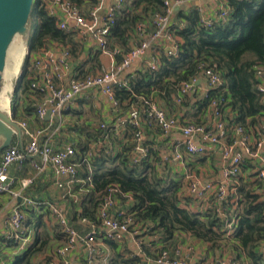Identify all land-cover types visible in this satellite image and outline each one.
<instances>
[{
  "label": "crops",
  "instance_id": "crops-1",
  "mask_svg": "<svg viewBox=\"0 0 264 264\" xmlns=\"http://www.w3.org/2000/svg\"><path fill=\"white\" fill-rule=\"evenodd\" d=\"M45 1H40L42 6ZM82 1V5L86 10L92 8L91 5L93 3L87 0ZM112 2V0H107L102 6L101 12L103 13ZM215 7L216 4L213 0H199L187 5L184 4L176 8L174 20L179 22L176 21L177 14L191 10H197L200 16L204 14L213 17ZM58 16L57 20L60 24V22L64 21V17L60 12ZM73 24L71 22L70 26L75 28ZM152 31L153 29H150L149 33ZM71 34H73L74 44L68 43L67 46L72 53L73 69L70 73H63L62 78L57 74L54 75V81L58 85L65 84L72 77H83L89 73L97 74L114 71L117 65L122 62H118L117 57H112L109 51L105 53L89 41L80 39L76 30L72 31ZM176 37L181 42V39L178 36ZM134 38L139 41L141 37L139 38L138 35H135ZM59 44L61 45L62 43L51 41L47 48L30 54L28 78L32 82L36 78V72L32 68L33 60L40 57L46 59L55 51V48L59 47ZM133 46H136L135 42ZM166 52L167 50L165 49L162 52V57L166 56ZM146 62L147 58L136 60L129 69L120 75V79L125 80L128 76L147 69ZM163 82V88H158L157 90L153 88L150 95L161 109L165 110L169 116L177 117L182 125L197 123L204 124L209 128L214 127L213 111L206 104L204 97V82H199L196 89L185 96L179 91V84L173 85L174 80H169V85L166 84V80ZM222 86L224 87V95L228 98L223 107V119L230 128L238 124L236 121L238 115L245 119L246 123L243 127L246 129L247 142L250 146H256L264 121L254 125L251 124V117L245 116L243 102L232 95L227 81L224 80ZM41 100L42 96L35 90H30L22 95L17 103L14 120L19 125L22 122H26L32 133L45 130L43 140H48L55 150L72 146L77 152V158H87L80 170L82 179H85L84 175L88 174V177H92L100 169L112 167L110 163L98 164L96 158H102L103 156H120L123 158L128 156L132 159L135 156L133 131L129 128H122L115 132L119 119L128 111L124 112L122 108L115 107L113 102L101 93L90 91L78 99L73 107L61 116L46 117L43 121L36 115V107ZM102 124H106L108 128L103 130L101 128ZM231 134L230 142H232L233 138L239 137L233 131H231ZM29 141L30 137L23 132L22 137L16 136L14 138L11 146L21 148L28 144ZM184 142V136L179 130L164 135L156 126L145 127L144 129V143L151 152L147 160L148 166L152 167L151 175L162 180L166 186H169V184L174 186L180 207L191 213L215 215L221 219L222 223H224V228L219 246L213 247L211 243L204 242L192 234L186 233L178 235L171 242H161L158 237L145 236V234L140 237L129 234L122 243L114 242L113 246L110 244L111 242L99 239L98 255L93 264H111L118 255L126 258V260L132 257H138L139 261H147L149 259V264H154L155 256L153 257V254L165 246H169L172 249L180 247L184 250V255L186 253L185 249L190 246L194 247V253H191L188 260L190 264H218L220 260L225 258H237L242 260L244 264H250L243 254L236 251L232 238L234 234L230 235L228 224L236 220L241 210L240 202L243 196L240 194V189L242 187L252 189L256 194L261 195V200L264 199V196L259 193V189L262 187L257 176L259 162L246 159L241 168L239 185L236 190L232 184L229 186L231 194L223 206H220L212 196L205 200H196L190 197L188 193L189 177L194 175L202 181L215 183L223 178L226 162L222 157L220 146H207V150L203 155L191 156L187 152ZM261 153L264 155V147L261 149ZM10 177L15 181L12 188L15 196L11 193L0 194V264H13L17 256L35 243L37 236H40L42 240L44 237L47 243L43 248L44 253L39 254L43 252L41 251L32 258V264L45 263L46 259L53 256L57 247L65 243L63 229L60 227L56 217L52 215L48 207L40 206V202L63 204L67 208L70 226L81 234L89 232L90 227L81 222V212L88 194L80 191L79 185L71 186L66 178H58L51 167L47 168L45 172L39 173L29 161L22 165H12ZM28 180H31L32 183L25 187L24 183ZM58 183H63L64 187H58ZM129 197L126 198V201L116 197L117 208L128 211L129 206L132 204V198ZM28 199L32 200L34 204L26 205V200ZM17 207L24 209L27 215L26 234L24 236L27 240L24 244L22 241L15 242L7 239L10 234L7 220ZM46 214L49 220L48 223L43 221V215ZM148 240L152 242V248L148 249L149 255L143 248V245H149ZM260 250L263 253L264 242ZM85 255L83 246L78 245L68 255L70 264H88Z\"/></svg>",
  "mask_w": 264,
  "mask_h": 264
},
{
  "label": "built area",
  "instance_id": "built-area-1",
  "mask_svg": "<svg viewBox=\"0 0 264 264\" xmlns=\"http://www.w3.org/2000/svg\"><path fill=\"white\" fill-rule=\"evenodd\" d=\"M87 1L95 2L91 5L92 8L87 10L83 5L79 6L69 0H46L43 2V6L49 15L56 19L59 18V12L63 15L64 21L60 22L62 30L69 33L76 30L80 39L89 41L98 49L108 53L111 27L118 10L123 7L125 0H112L113 2L103 13L101 12L102 6L107 0ZM194 1L199 0H164V13L156 16L153 20L155 30L149 33L148 25H139L137 35L141 38L138 45L124 56L123 61L117 65L114 71L97 74L89 73L83 77L76 76L69 78L65 84L58 85L54 81V75L57 74L61 77L63 73H70L73 69L70 48L59 44V47L55 48V51L46 59L40 57L33 60L32 68L36 72V78L31 84V89L42 96L41 102L36 107L37 117L41 121L49 113L51 117H59L70 110L78 99L90 91L101 93L111 100L115 107H119V103L115 98V89L117 86L121 88L128 86V79L121 80L120 75L129 69L136 60L147 58V69L158 72L162 68V52L165 49L167 50V57L177 56L180 43L171 30L174 23L175 10L184 4L187 5ZM213 1L216 4L214 16L210 17L201 14L200 25L205 28H210L214 23L225 21L229 16L227 0ZM71 22L75 24V28L70 26ZM183 25L181 26L183 27ZM119 53H121L119 49L109 52L112 57H116ZM27 56H30L29 51ZM255 78L258 91L264 99V67H255ZM199 82H204L205 84L204 97L205 99H210L208 105L213 111L214 127L209 128L204 124L197 123L182 125L177 117L169 116L152 98L144 99L142 103H135L119 119L115 127V132L122 128H129L133 131L135 156L132 158V164L138 165L150 153L149 148L144 143L145 127L156 126L164 135L179 130L184 136L186 150L191 156L203 155L207 150V146H220L222 157L226 162L223 178L215 183L202 181L191 175L188 184L190 197L196 200H205L212 196L220 206H223L231 194L229 186L232 184L236 190L239 185L241 168L246 159L259 162L257 176L262 185L259 193L264 196V155L261 153V149L264 147V123L256 146H250L246 139L245 127L238 123L235 127L230 128L223 119L225 100L209 97L211 91L223 85V78L220 73L212 67L200 66L195 77L179 84V91L184 96L188 95L196 89ZM9 91V89L2 87L0 101L4 94L8 100V105L3 109L0 107V109L14 120L13 94ZM20 127L22 133L24 132L30 137V141L21 148L10 146L1 154L0 194L11 193L15 196L12 191L15 181L10 177V169L12 165H22L26 161H29L39 173H43L47 168L51 167L58 178H66L71 186L79 185L80 191L85 194L91 193L93 189L92 177L89 176L86 179L80 177V170L87 158H77V152L72 146L55 150L48 140H43L45 130L32 133L26 122L20 123ZM101 128L106 130L108 127L106 124H102ZM231 131L239 136L238 138H233L232 142L229 141V138L232 137ZM31 183L32 181L28 180L24 183V186L27 187ZM58 187L62 188L64 184L58 183ZM117 194L124 195L118 186L112 185L108 187L105 191V196L98 204L96 220L92 221L86 217L81 218V222L90 227L87 234H81L70 226L67 208L63 204L40 202V206L48 207L52 215L56 217L65 235V243L57 247L53 256L49 257L45 264H70L68 255L78 245L83 246L87 263L93 264L98 255L99 239L122 243L129 234L140 237L147 232L145 227L135 222L128 211L117 208ZM32 204H34L32 200H26V205ZM236 220L228 224L230 235H233L236 231ZM26 223V211L21 207L14 209L7 220V226L10 229L7 239L15 242L22 241L24 244L27 240L24 237L26 234ZM148 244L152 248L151 240H148ZM194 250V247L190 246L185 249L186 253L184 255V250L180 247L172 249L169 246H165L159 249L153 263L190 264L188 262L189 256L194 253ZM138 264H149V259L140 261ZM218 264L244 263L237 258H225L220 260Z\"/></svg>",
  "mask_w": 264,
  "mask_h": 264
},
{
  "label": "trees",
  "instance_id": "trees-1",
  "mask_svg": "<svg viewBox=\"0 0 264 264\" xmlns=\"http://www.w3.org/2000/svg\"><path fill=\"white\" fill-rule=\"evenodd\" d=\"M40 1L35 0L28 24L38 22L36 34L28 39L30 54L47 48L51 41L66 46L68 43L73 45V34L62 30L58 20L49 15ZM69 1L79 6L83 4L82 0ZM227 5L228 18L214 23L210 28L200 25L201 16L197 10L177 14L176 21L179 22L174 20L171 29L181 39L177 56H163L162 68L158 72L145 69L128 76V86H117L115 89L119 107L127 112L133 104L151 98L153 88L162 89L163 81L166 80L167 85L169 80L175 81L173 85L188 81L204 65L214 68L223 81H227L232 95L243 102L245 116L251 117V124L264 121L263 96L258 91L255 78V67H264V0H227ZM163 13L164 0H125L113 21L108 51L119 49L121 53L116 57L118 62L123 61L124 56L134 48V42L136 45L139 43L134 38L139 25H148V32L150 29L154 31L153 20ZM28 69L29 56L13 90L14 113L22 95L32 90ZM223 90L224 87L221 86L211 91L209 97L227 102L228 98ZM209 101L210 99H206V104ZM236 121L242 126L246 123L239 115ZM150 154L151 152L138 165H133L128 156L96 158L98 164L110 163L112 167L100 169L93 174V189L85 200L81 218L95 221L98 204L105 196L106 189L115 185L124 194H117L116 197L123 201L129 196L132 198L128 213L138 225L147 229L143 233L145 236L158 237L161 242H171L178 235L186 233L218 247L222 240L224 223L215 215H198L180 207L174 186H166L162 180L151 175L152 167L147 163ZM84 176L86 179L88 174ZM240 194L243 197L240 202L241 210L237 215L236 231L232 237L234 247L250 264H264V255L260 250L264 242V201L252 189L242 187ZM46 243V240L37 236L35 243L17 256L13 264H32V258L42 251ZM110 244L113 246L114 242ZM143 248L149 255L151 247L143 245ZM157 254L158 251H155L153 257ZM139 262L138 257L126 260L118 255L111 264Z\"/></svg>",
  "mask_w": 264,
  "mask_h": 264
},
{
  "label": "water",
  "instance_id": "water-1",
  "mask_svg": "<svg viewBox=\"0 0 264 264\" xmlns=\"http://www.w3.org/2000/svg\"><path fill=\"white\" fill-rule=\"evenodd\" d=\"M34 3L35 0H0V93L9 50L16 37L28 33ZM47 118H50V113ZM16 136L22 137L19 123L0 109V158L2 152L12 145Z\"/></svg>",
  "mask_w": 264,
  "mask_h": 264
},
{
  "label": "rangeland",
  "instance_id": "rangeland-1",
  "mask_svg": "<svg viewBox=\"0 0 264 264\" xmlns=\"http://www.w3.org/2000/svg\"><path fill=\"white\" fill-rule=\"evenodd\" d=\"M28 26H29L28 33L25 36L16 37V39L14 41V44H13L14 48L19 47L21 45L24 46V52H23V56H22V59H21V63H20L18 72L15 75H10L8 72H6L2 76V86H3V88H7L8 87V89L10 90L9 91L10 93H12L13 90H14L13 88H14V84L15 83H13V82L17 80V78L19 77L20 73L22 72L23 65H24V63L26 61L27 54H28V51H29V47H28V41L29 40L28 39L29 38L31 39V37H33L36 34L37 29H38V22H36V21L33 22V23L30 22V25H28ZM29 33H30V35H29ZM14 56H15L14 51L9 52L8 58H7V65L10 68H12L14 66V64H15V57ZM3 96H4V94H3ZM9 96H11V94H9ZM43 221L46 222V223L49 222L47 214L43 215ZM43 232H44V229H43ZM43 239H44V237H43ZM42 251H43V249H42ZM43 253H44V251L42 253H39V254H43ZM37 264H45V263L42 262V263H37Z\"/></svg>",
  "mask_w": 264,
  "mask_h": 264
},
{
  "label": "bare ground",
  "instance_id": "bare-ground-1",
  "mask_svg": "<svg viewBox=\"0 0 264 264\" xmlns=\"http://www.w3.org/2000/svg\"><path fill=\"white\" fill-rule=\"evenodd\" d=\"M11 51H14V54H15V56H14L15 57V64L12 68H10L8 65H6L5 73L8 72L10 75H15L18 72V69H19V66L21 63V59H22L23 52H24V46L21 45L19 47L14 48L13 44H12L9 52H11ZM6 89H8V87ZM7 105H8V100L6 99V96H3L1 98V101H0V107L3 109Z\"/></svg>",
  "mask_w": 264,
  "mask_h": 264
},
{
  "label": "flooded vegetation",
  "instance_id": "flooded-vegetation-1",
  "mask_svg": "<svg viewBox=\"0 0 264 264\" xmlns=\"http://www.w3.org/2000/svg\"><path fill=\"white\" fill-rule=\"evenodd\" d=\"M3 153V152H2Z\"/></svg>",
  "mask_w": 264,
  "mask_h": 264
}]
</instances>
